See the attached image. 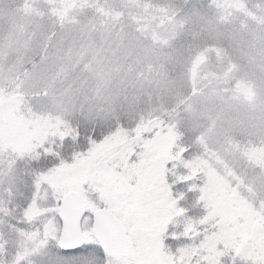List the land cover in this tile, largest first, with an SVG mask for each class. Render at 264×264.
I'll return each instance as SVG.
<instances>
[{
  "label": "rangeland",
  "instance_id": "rangeland-1",
  "mask_svg": "<svg viewBox=\"0 0 264 264\" xmlns=\"http://www.w3.org/2000/svg\"><path fill=\"white\" fill-rule=\"evenodd\" d=\"M212 3L214 12L184 0H0V264H69L51 215L57 190L85 199L83 244H97L92 209L116 216L110 200L130 177L171 264H264V0ZM192 23L246 64L206 45L166 52ZM76 119L115 126L66 160L53 145ZM168 164L191 182L188 216ZM177 220L181 234L169 232Z\"/></svg>",
  "mask_w": 264,
  "mask_h": 264
},
{
  "label": "snow or ice",
  "instance_id": "snow-or-ice-1",
  "mask_svg": "<svg viewBox=\"0 0 264 264\" xmlns=\"http://www.w3.org/2000/svg\"><path fill=\"white\" fill-rule=\"evenodd\" d=\"M74 203L70 194L57 190L51 215L59 217L62 227L71 223L69 210ZM110 203L116 209L115 217L96 208L91 212L92 221L100 231L102 247L88 243L63 249L62 259H68L69 264H95L96 257L105 259L107 264H171V258L159 254L155 246L148 195L137 181L130 177L127 183H121Z\"/></svg>",
  "mask_w": 264,
  "mask_h": 264
},
{
  "label": "trees",
  "instance_id": "trees-1",
  "mask_svg": "<svg viewBox=\"0 0 264 264\" xmlns=\"http://www.w3.org/2000/svg\"><path fill=\"white\" fill-rule=\"evenodd\" d=\"M184 1H192L196 6L205 7L210 12H214L217 10V8L212 3V0H184ZM174 2L175 0H171V4H174ZM13 6L15 7L16 5L13 4ZM172 17L173 15H166V16L164 15V19L166 21H168V19ZM165 26H168V25H165ZM195 28L196 26L193 23L179 25L176 31H174L173 34L170 36L169 43L165 44V45H168L167 46L168 48H166L167 49L166 52H170V53L178 52V51L184 52L187 50L194 49L197 46L206 45V46H209V50L212 52H218L217 50H219L222 52L224 51L228 55H231L232 56L231 59L233 63L235 64V66L243 67L246 64L244 60H241L238 57V53L234 47L232 48L228 47L225 43H223L225 41H222L221 39L219 41L217 40L216 42L212 41V37H210V35H207L206 32L201 31V30L195 31ZM117 29L121 30V27L117 26ZM129 29L132 30V28L130 27ZM226 43L230 45L229 41ZM194 45H196V47ZM167 71L169 72L168 73L169 75L174 76L175 68L173 69V71H171L170 68L167 67ZM100 121H101L100 119H92V120L76 119V121H74V123L71 124L72 132L69 135H67L62 141H59V142L56 141L53 145V148L55 147V149H57L56 151H58L59 154H60V149L61 148L64 149L61 158H66V160L68 159L72 160V157L74 159H77L80 154L83 155V157H85V155L88 153L89 147L93 144H99L105 137H107L112 132V128L115 126V123H113V121L112 122L107 121V123L106 122L103 123ZM179 128L182 129L183 127H179ZM180 133L182 134L181 141L185 142V144L182 147H186L184 151L189 152L190 146L188 145L187 147V144H189L188 142L190 138L184 135V132H182L181 130H180ZM185 152L184 153L182 152L183 157H186ZM43 157H44V154L41 155L38 160L42 161ZM47 158H52V155H50ZM42 164L49 165L48 161L42 162ZM170 166L171 164H168V171H167L168 182L172 186V191L174 193V196L177 195L180 199L179 206L181 207V209L183 210L185 214L186 212L189 211L188 212V215H189L190 212H193L194 208L196 209V207L193 206L192 204V201L195 198L194 193H193L194 190L193 192L190 191L188 189L189 185H187V184H191V182L188 181L184 183H179L175 181L174 180L175 175L173 174L172 167ZM188 207L190 208L191 211L188 209ZM188 215L186 214V216ZM179 220H177V223L171 224L169 228V232L172 233L176 231L178 234H181V231H183L182 227H183L184 221L179 222ZM179 238L181 239L182 237L180 236ZM168 240L170 239L166 238L165 243H164L167 248L171 247L172 245V244L167 243Z\"/></svg>",
  "mask_w": 264,
  "mask_h": 264
},
{
  "label": "water",
  "instance_id": "water-1",
  "mask_svg": "<svg viewBox=\"0 0 264 264\" xmlns=\"http://www.w3.org/2000/svg\"><path fill=\"white\" fill-rule=\"evenodd\" d=\"M66 193L70 194V196L74 199L75 203L73 207L69 210L71 223L67 227L61 226V231L57 241V246L61 251L63 249H71L78 245H81L83 241V234L81 230L80 221L85 213L84 199L75 191H68ZM98 210H102L108 214L113 215L110 211L105 208H100ZM91 230L93 235L96 237L99 245L102 247V242L99 239L100 231L93 221L91 224Z\"/></svg>",
  "mask_w": 264,
  "mask_h": 264
}]
</instances>
